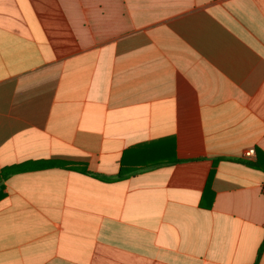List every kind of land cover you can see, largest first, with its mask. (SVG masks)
<instances>
[{"label":"crops","instance_id":"1","mask_svg":"<svg viewBox=\"0 0 264 264\" xmlns=\"http://www.w3.org/2000/svg\"><path fill=\"white\" fill-rule=\"evenodd\" d=\"M250 148L264 0H0V169L99 177L4 180L0 264H264Z\"/></svg>","mask_w":264,"mask_h":264},{"label":"trees","instance_id":"2","mask_svg":"<svg viewBox=\"0 0 264 264\" xmlns=\"http://www.w3.org/2000/svg\"><path fill=\"white\" fill-rule=\"evenodd\" d=\"M255 159L253 161L248 160V159H241V158H233V159H227L224 157H219V158H215L213 159V168L214 166L222 160H231L233 162H237V163H241L246 165L247 167H250L252 169H256V170H260L264 172V153H262L260 150L256 149L255 150ZM53 167H58L64 170H71V171H75V172H79L81 174L84 175H88L94 178H98L96 175L88 172L85 167L83 165H77V164H65V163H57V162H44V163H33L30 165L29 168H26V166H20V165H14V166H10V167H4L2 169H0V186L1 183L6 180L10 175L15 174L17 172H22L25 171L27 169H33V170H39V169H46V168H53ZM134 170H127L124 169L122 166L119 169V172L117 173V175L115 176L114 179H112L113 181H120L125 179L126 177H128L131 173H133ZM213 174V169H211L210 173H209V177L208 179L210 180L211 176ZM208 181V180H207ZM208 187V184H207ZM3 197V194L0 193V199ZM263 243L261 244L258 253H257V259L260 256L261 250L263 248ZM255 264V263H254Z\"/></svg>","mask_w":264,"mask_h":264},{"label":"built area","instance_id":"3","mask_svg":"<svg viewBox=\"0 0 264 264\" xmlns=\"http://www.w3.org/2000/svg\"><path fill=\"white\" fill-rule=\"evenodd\" d=\"M245 159L250 160V158L255 156V150L253 148L247 149L243 154Z\"/></svg>","mask_w":264,"mask_h":264}]
</instances>
